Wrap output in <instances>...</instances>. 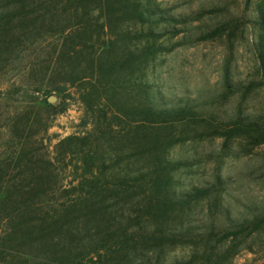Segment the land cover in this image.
Returning <instances> with one entry per match:
<instances>
[{"label":"trees","instance_id":"1","mask_svg":"<svg viewBox=\"0 0 264 264\" xmlns=\"http://www.w3.org/2000/svg\"><path fill=\"white\" fill-rule=\"evenodd\" d=\"M170 11L160 0H0V73L46 36L57 38L49 58L65 84L79 85L94 132L57 143L60 168L26 133L30 116L14 117L11 150L0 156V264H170L167 255L178 247L191 252L173 264H232L264 231V210L236 219L227 212V223L198 225L202 202L213 219V208L227 211L219 175L215 183L177 189L175 174L187 163L169 159L172 147L196 132L193 138L222 137L223 151L242 140L250 152L264 145V120L219 121L191 102L156 103L148 71L173 49L165 41L182 32L178 24L217 9ZM233 21L198 40L230 39ZM257 69L261 79L244 85L243 98L264 86V47ZM224 85L222 98L237 92L229 69ZM69 168L68 186L59 178Z\"/></svg>","mask_w":264,"mask_h":264},{"label":"rangeland","instance_id":"2","mask_svg":"<svg viewBox=\"0 0 264 264\" xmlns=\"http://www.w3.org/2000/svg\"><path fill=\"white\" fill-rule=\"evenodd\" d=\"M160 1L164 7L170 8L171 13L179 16H196L208 9L217 11L178 24L182 32L165 41V45L173 49L161 53L148 71L156 103L171 106L191 102L202 115L213 114L219 121H229L239 115L264 120V86L256 88L245 98L241 92L249 81L261 79L257 68L259 52L264 47V0ZM232 19L237 27L230 39L225 33L217 38L198 40L202 33ZM55 39L46 36L24 51L22 59L13 61L0 73L2 158L11 150L9 132L13 129L14 117L20 113L30 116L26 133L34 134L32 141L39 153L55 160L60 168L63 165L57 161V155H60L57 143L69 135L94 133L79 85L65 84L64 75L56 70L55 59L49 58L57 43ZM226 69H229L237 92L222 98ZM59 86L65 87L64 92L55 90ZM36 87H41L40 91H36ZM51 96L55 97L54 101H50ZM39 102L54 107L47 111L36 106ZM197 129L205 130L199 126ZM194 133L185 142L172 147L168 155L173 161L187 163L175 174L177 189L215 183L219 175L223 183L222 202L227 210L218 214L220 211L213 208L218 215L213 219L208 203L202 202L196 207L198 225L204 226L213 220L218 225L227 223V212L236 219L264 210V145L249 152L245 149V142L238 139L229 150L223 151L222 137L202 138L199 134L193 138ZM111 147L107 145L109 150ZM75 160L76 156L72 158ZM72 177L69 168L62 170L59 179L69 186ZM56 195L59 196L60 192L57 191ZM255 240L245 244L248 248H243L232 264H264V231ZM190 252L189 247H178L169 251L167 261L173 264L186 260Z\"/></svg>","mask_w":264,"mask_h":264},{"label":"water","instance_id":"3","mask_svg":"<svg viewBox=\"0 0 264 264\" xmlns=\"http://www.w3.org/2000/svg\"><path fill=\"white\" fill-rule=\"evenodd\" d=\"M55 100V97L54 96H51L50 97V101H54Z\"/></svg>","mask_w":264,"mask_h":264}]
</instances>
